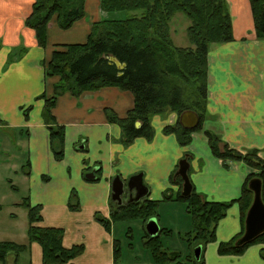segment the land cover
I'll use <instances>...</instances> for the list:
<instances>
[{"label":"crops","instance_id":"obj_1","mask_svg":"<svg viewBox=\"0 0 264 264\" xmlns=\"http://www.w3.org/2000/svg\"><path fill=\"white\" fill-rule=\"evenodd\" d=\"M227 1L234 41L214 45L208 54L207 110L209 116L215 118V127L209 124L207 116L203 130L193 132L191 143L183 147L175 134L164 132L165 127L179 122V116L157 115L152 118L153 140L137 138L128 144L123 129L109 122L107 112L126 118L134 106L131 92L107 87L80 97L64 94L54 108L57 123L65 128V157L58 162L50 149V132L43 119L45 101L37 99L44 93L51 97L57 81L56 78L46 79L45 64L49 63L57 46L85 43L92 25L106 15L100 8V0H86L85 18L69 30H61L56 18L49 23L48 44L42 48L35 32L25 25L35 0H0V132L12 131L18 150L10 154V140L1 139L0 152L11 160L0 162V167L4 166L3 170L11 171L26 185L25 199H29L32 206H42L41 226L63 228L66 248L86 246L85 253L74 261L77 264L114 263V233L106 231L96 215L110 218L114 202L112 182L117 176L128 181L143 173L144 183L149 188L146 199L161 202L165 196L180 192V186L172 182L171 177L177 172L179 161L187 158L189 176L197 193L210 202H228L240 197L252 169L243 162H227L225 166L212 154L204 130L217 133L231 149L242 154L258 149L264 159V40L256 37L249 0ZM174 19L170 24L173 42ZM30 106L32 110L26 119L24 111ZM136 127L140 126L136 123ZM82 146L84 148L80 149ZM20 155L25 164L30 161V175L23 171V162L17 161ZM94 169L96 178L87 181L85 175ZM12 187L18 190L15 184ZM9 190L5 187L1 191L6 196ZM73 192L81 206L79 212H72L68 206ZM168 208L177 214L182 206L164 202L161 219L163 210ZM17 220L14 216L5 232L0 231V242L29 244V223L19 227ZM241 231L240 208L235 204L220 221L216 241L202 247V262L264 264L261 245H252L242 256L218 254L219 244L232 240ZM0 264L3 263L0 261ZM6 264H43L42 248L32 243L18 259L10 256Z\"/></svg>","mask_w":264,"mask_h":264},{"label":"trees","instance_id":"obj_2","mask_svg":"<svg viewBox=\"0 0 264 264\" xmlns=\"http://www.w3.org/2000/svg\"><path fill=\"white\" fill-rule=\"evenodd\" d=\"M249 2L256 37L264 40V0ZM85 3L86 0H35L25 25L35 32L39 46L45 48L48 44L49 23L56 18L61 30H69L76 22L85 18ZM100 8L106 13V17L92 25L88 40L83 44L57 46L51 60L45 64L46 79L56 78L57 81L51 97L44 93L37 99L45 101L43 119L50 132V149L56 161H63L65 157V128L57 123L54 116L57 100L64 94L80 97L87 92L107 87L131 92L134 106L126 118H119L113 111L107 112L109 122L118 124L123 129L128 144L137 138L152 141L155 136L152 118L157 115L174 113L180 116L184 112L194 111L201 119L197 130H203L208 116V54L212 46L234 41L228 1L100 0ZM120 13H127L126 18H112ZM180 13L190 21L187 28L190 44L185 48L177 47L171 38L170 24ZM111 56L126 64L122 76L108 60ZM30 110L32 106L24 111L26 119L29 118ZM136 123H140L139 128ZM197 130H185L178 122L175 126L165 127L164 132L175 134L179 144L186 147L191 143V134ZM204 132L212 154L222 160L225 166H228L227 162H243L252 169L239 198L228 202H210L198 194L194 186L191 196L185 198L181 195L183 180L181 177L174 178V173L171 181L180 186L177 195L165 196L161 202L144 199L121 207L112 202L109 219L96 215V219L108 232L116 230V225L120 223L130 225L133 221H141L144 228L142 243L152 259L148 264H204L202 259H193L194 249L199 245L205 248L216 241L220 221L235 204L240 208L242 231L229 242L220 243L218 254L242 256L252 245H261V255L264 258V234L249 244L236 246L237 240L244 234L246 215L253 203L254 195L249 189L251 180H262L264 200V159L260 157L258 149L242 154L231 149L217 133L209 130ZM23 171L30 175V161L23 166ZM97 173L100 174L101 169ZM77 198L76 192H73L68 204L73 212H78L81 208ZM164 202H181L192 216V230L185 235L189 249L185 259H182L176 243H166L163 239L172 237L170 228L162 227L156 237L147 233V223L151 219L160 218ZM22 205L28 212L29 244L0 242V261L3 264L7 263L10 256L18 259L29 250L32 243L41 246L43 264H74L84 254L85 246L82 244L71 248L64 246L63 228L40 225L43 221L42 206H32L29 199H25ZM132 230V226H128L129 234ZM116 239L115 264L121 259L120 241ZM129 246L132 248V243Z\"/></svg>","mask_w":264,"mask_h":264},{"label":"rangeland","instance_id":"obj_3","mask_svg":"<svg viewBox=\"0 0 264 264\" xmlns=\"http://www.w3.org/2000/svg\"><path fill=\"white\" fill-rule=\"evenodd\" d=\"M105 14L106 13H104V15ZM126 16H127V13H120V14L113 15L112 18L123 19V18H126ZM189 25H190L189 19L182 13L178 14L176 18L174 19L172 31H173L174 42L177 46H180V47L182 45H184V47L189 46L190 43L187 38V28L189 27ZM163 116L166 117L167 115L163 114ZM207 118L210 121L209 124L210 125L214 124L211 126L215 127V118L210 117L209 114ZM6 133L0 132V140L1 139L5 140V138H8L11 144L10 154L18 152V150H16V145H15V135H13V133H10V132H6ZM5 154L6 153L0 152V162L11 160V159L5 158L7 157ZM17 161L23 162L22 165H25L24 163L25 160L22 157V155H20V157H17ZM3 169H4V166H1L0 167V205L2 206V210H0V231L5 232V229L8 228L9 226L8 224L12 223L10 220H13L14 216H17V219H18L17 223L19 227L25 224L27 226L28 214H27L26 207L22 205L23 201L25 200V197L27 196L26 185L20 182L18 179H16L14 177V174L11 171L8 173ZM174 178H175V175H174ZM10 180H12V184ZM13 184L18 186V190L17 188L16 190L12 189ZM5 187H7V189H10L9 194L6 196L4 195L5 192L1 191ZM184 205L185 204L181 203L182 208H178L177 214H176V211H174L173 209L168 208L167 211H165L164 209L162 213L163 219L161 218L158 219L161 229L162 227H168L172 230V237H169V238L164 237L163 239L166 243L173 242V244L174 243L177 244L182 254V259H185V255H187L189 251L187 247V241L185 240V235L190 230H192L191 228L193 226L192 216L189 213H187L186 206ZM169 213L172 214L173 216L168 215ZM188 225H190L189 228H188ZM128 226H132L133 228L130 234L128 233ZM112 232L114 233L113 239L115 240L117 238L116 240L120 241V247H121V259L116 264H148V261L152 260L150 259L149 251L145 249L142 243L143 235H144V228L142 226L141 221H133L130 225L120 223L116 225V230L112 229ZM130 236H132V238H130ZM129 243H132L133 245L132 248H130ZM85 250H86V246H85ZM193 259H195V254H194ZM77 263L78 262H74V264H77Z\"/></svg>","mask_w":264,"mask_h":264},{"label":"water","instance_id":"obj_4","mask_svg":"<svg viewBox=\"0 0 264 264\" xmlns=\"http://www.w3.org/2000/svg\"><path fill=\"white\" fill-rule=\"evenodd\" d=\"M108 60L111 64H114L121 72L126 68V64L121 63L116 57H109ZM179 124L185 130H197L201 125L200 116L194 111L184 112L179 116ZM140 126V123H137ZM82 146L80 149H83ZM190 162L187 158L181 160L178 165V170L175 174V178L181 177L183 180V187L181 195L185 198L191 196L193 191V184L189 176ZM96 169L90 174H87L86 178L94 180ZM249 189L253 192V203L247 212L245 219V231L241 238L236 242V246L241 247L251 243L259 236L264 234V200H263V182L256 178L249 182ZM135 194L134 202H141L149 195V188L144 183V174L139 173L132 176L128 181H125L120 176H117L112 182V200L118 204V206L125 205V198H132ZM147 233L156 237L159 235L161 228L156 218L151 219L146 225ZM202 245H199L194 249L195 259L200 261L202 253Z\"/></svg>","mask_w":264,"mask_h":264},{"label":"flooded vegetation","instance_id":"obj_5","mask_svg":"<svg viewBox=\"0 0 264 264\" xmlns=\"http://www.w3.org/2000/svg\"><path fill=\"white\" fill-rule=\"evenodd\" d=\"M130 201H132V203H137V202H134L135 201V194L132 196V198L130 199ZM128 204H131L129 202V198H125V205H128Z\"/></svg>","mask_w":264,"mask_h":264}]
</instances>
